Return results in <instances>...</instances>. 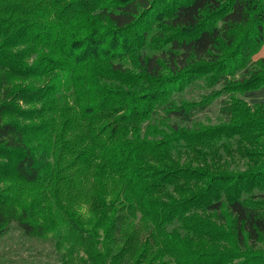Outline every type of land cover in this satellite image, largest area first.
<instances>
[{"label": "trees", "instance_id": "trees-1", "mask_svg": "<svg viewBox=\"0 0 264 264\" xmlns=\"http://www.w3.org/2000/svg\"><path fill=\"white\" fill-rule=\"evenodd\" d=\"M263 44L264 0H0V234L59 264H264Z\"/></svg>", "mask_w": 264, "mask_h": 264}, {"label": "rangeland", "instance_id": "rangeland-1", "mask_svg": "<svg viewBox=\"0 0 264 264\" xmlns=\"http://www.w3.org/2000/svg\"><path fill=\"white\" fill-rule=\"evenodd\" d=\"M264 56V44L259 51L254 54L252 60ZM205 92L201 87V82L187 88L182 94L176 95L177 99H198ZM220 97L205 110L197 112L194 115V121L203 123H216L221 119L219 107L221 104ZM243 98L248 103L263 102L264 88L245 93ZM60 255L54 246V242L50 238L40 239L35 237H27L12 224L8 231L0 234V264H59Z\"/></svg>", "mask_w": 264, "mask_h": 264}]
</instances>
